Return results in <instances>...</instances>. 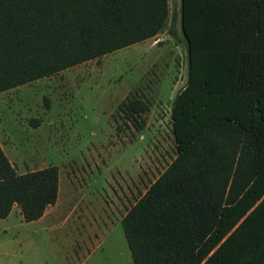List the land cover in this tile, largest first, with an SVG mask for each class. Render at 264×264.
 Instances as JSON below:
<instances>
[{
    "label": "trees",
    "instance_id": "1",
    "mask_svg": "<svg viewBox=\"0 0 264 264\" xmlns=\"http://www.w3.org/2000/svg\"><path fill=\"white\" fill-rule=\"evenodd\" d=\"M167 25L188 78L171 107L176 156L120 220L132 264H264V0H180L171 15L168 0H0V92ZM122 105L137 127L148 106ZM58 192L56 165L19 174L0 145L1 218L17 206L37 220Z\"/></svg>",
    "mask_w": 264,
    "mask_h": 264
},
{
    "label": "rangeland",
    "instance_id": "2",
    "mask_svg": "<svg viewBox=\"0 0 264 264\" xmlns=\"http://www.w3.org/2000/svg\"><path fill=\"white\" fill-rule=\"evenodd\" d=\"M168 3L170 15L179 13L180 0ZM168 25L0 92L2 149L19 174L58 167L55 210L68 217L45 230L14 206L0 217V264H132L120 219L176 156L171 107L188 78L185 39L172 37ZM128 97L148 106L135 114L137 127L122 105ZM96 237L99 247L80 261Z\"/></svg>",
    "mask_w": 264,
    "mask_h": 264
},
{
    "label": "crops",
    "instance_id": "3",
    "mask_svg": "<svg viewBox=\"0 0 264 264\" xmlns=\"http://www.w3.org/2000/svg\"><path fill=\"white\" fill-rule=\"evenodd\" d=\"M58 200V198H57ZM57 204V201L52 204L49 205L45 211L44 214L37 220H33V221H39V222H43L44 224V228L45 230H49V229H55V227L57 228H61L63 225L67 224L66 220L68 219L67 215L62 216V212H59L58 210H55V206ZM21 213V212H20ZM78 218V217H77ZM121 220V219H120ZM30 222V221H29ZM79 224H81L79 222ZM96 240H94V246L92 245L90 249H88L87 252V256L84 257L83 260L80 259V261H85V259L95 250L99 247V240L97 239V237L95 238ZM129 250V249H128ZM130 254V252H129ZM131 258V257H130ZM132 261V260H131ZM81 262V263H82Z\"/></svg>",
    "mask_w": 264,
    "mask_h": 264
}]
</instances>
